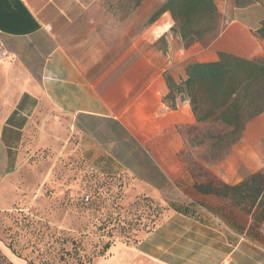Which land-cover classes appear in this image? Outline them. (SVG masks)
Returning <instances> with one entry per match:
<instances>
[{
	"label": "crops",
	"instance_id": "crops-1",
	"mask_svg": "<svg viewBox=\"0 0 264 264\" xmlns=\"http://www.w3.org/2000/svg\"><path fill=\"white\" fill-rule=\"evenodd\" d=\"M219 2L232 18L208 46L140 53L120 69L126 57L105 55L110 30L99 31L104 9L95 0H0V189L32 129L67 128L85 140L88 161L102 173L126 175L162 203L198 208L196 216L170 211L135 245L115 247L96 264H264V226L193 187L180 156L187 140L180 128L198 125L187 95L174 110L162 101L165 71L180 82L188 63L217 61L220 52L264 60L255 36L264 10L255 0ZM241 143L262 163L243 177L238 161L225 170L216 165L211 173L219 181L235 185L264 173V112L247 122L234 148Z\"/></svg>",
	"mask_w": 264,
	"mask_h": 264
},
{
	"label": "rangeland",
	"instance_id": "rangeland-1",
	"mask_svg": "<svg viewBox=\"0 0 264 264\" xmlns=\"http://www.w3.org/2000/svg\"><path fill=\"white\" fill-rule=\"evenodd\" d=\"M164 1L143 0L135 7L132 0H95V8L104 9L99 31L110 30L111 48L105 55L111 60L126 57L120 69L140 53L171 56L184 48L171 30L169 13L153 24L147 22ZM214 2L220 30L232 14L220 13L219 0ZM257 3L264 10V0ZM212 39L208 33L197 44L205 47ZM180 130L187 139L180 156L200 182L216 165L223 164L225 170L238 161V177H243L262 163L259 154L253 160L245 153V144L234 148L237 141L232 143L220 124ZM84 141L67 128L57 134L53 127L44 132L32 129L15 152V168L0 189V264H96L115 247L132 246L139 233L170 213L159 218L165 202L140 193L130 177L102 173L92 165ZM262 149L264 145L260 154ZM105 244L110 246L103 251Z\"/></svg>",
	"mask_w": 264,
	"mask_h": 264
},
{
	"label": "trees",
	"instance_id": "trees-1",
	"mask_svg": "<svg viewBox=\"0 0 264 264\" xmlns=\"http://www.w3.org/2000/svg\"><path fill=\"white\" fill-rule=\"evenodd\" d=\"M132 1L138 7L143 0ZM164 13H169L174 23L171 30L178 35L184 48L200 42L208 33H212L214 39L221 30L218 29L220 14L214 0H165L148 17V24H153ZM255 36L264 43V19L260 21ZM163 77L167 93L162 101L168 109H176L177 99L186 94L196 123L215 122L224 126L233 139L232 143L241 138L248 121L264 112V60L252 61L220 52L217 61L188 63L185 78L180 82H176L167 71ZM203 175L206 180L201 182L197 180L198 174L193 176V187L197 192L224 200L251 215L256 226H264L262 171L246 176L235 185L223 183L210 174ZM197 209L193 203L169 202L158 217L165 211L196 216ZM159 223L139 233L133 245ZM109 246L105 244L103 251Z\"/></svg>",
	"mask_w": 264,
	"mask_h": 264
},
{
	"label": "built area",
	"instance_id": "built-area-1",
	"mask_svg": "<svg viewBox=\"0 0 264 264\" xmlns=\"http://www.w3.org/2000/svg\"><path fill=\"white\" fill-rule=\"evenodd\" d=\"M84 201H85V202L88 201V196H85Z\"/></svg>",
	"mask_w": 264,
	"mask_h": 264
}]
</instances>
